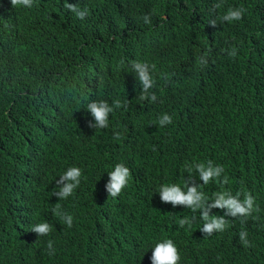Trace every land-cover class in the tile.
Instances as JSON below:
<instances>
[{"label":"trees","instance_id":"trees-1","mask_svg":"<svg viewBox=\"0 0 264 264\" xmlns=\"http://www.w3.org/2000/svg\"><path fill=\"white\" fill-rule=\"evenodd\" d=\"M259 5L260 0H35L31 11L55 10L61 24L51 59L37 66L30 42L14 36L1 39V52L22 69L13 80L46 86L33 102L43 118L56 123L66 116L59 88L72 60L88 67L77 94L92 93L93 101L109 106L119 100L104 132L78 120L76 133L81 149L112 144L115 157L106 173L117 163L130 167V182L137 184L135 201L146 214L139 234L143 240L108 251L104 264L143 263L153 244L165 237L179 248L178 264H264V9ZM229 9H241V18L224 21ZM9 12L0 0V16ZM136 62L150 66L153 84L147 91L135 79ZM142 92L156 95L155 100L143 101ZM11 101V95L0 91V137L14 130L21 116L9 109ZM164 114L171 122L160 125ZM40 123L37 119L35 128ZM42 136L29 131L24 140L32 143ZM24 151L31 153L27 143ZM207 162L223 171L205 188L192 165ZM63 173L32 188L27 199L32 207L58 201L53 194ZM170 183L184 191L189 183L198 185L205 205L216 193L226 192L241 202L248 195L253 210L232 217L225 215L227 209H212L210 215L224 218V232L205 236L199 230L204 223L200 208L193 212L160 204L155 192ZM104 185L105 178L73 195L99 199ZM181 218L188 221L183 227ZM149 234L151 239H144ZM43 240L40 236L30 245L5 241L0 255H26V264H43Z\"/></svg>","mask_w":264,"mask_h":264},{"label":"clouds","instance_id":"clouds-1","mask_svg":"<svg viewBox=\"0 0 264 264\" xmlns=\"http://www.w3.org/2000/svg\"><path fill=\"white\" fill-rule=\"evenodd\" d=\"M5 2L10 12L0 16V45L4 36L26 40L36 50L37 66L44 65L51 59L61 34L57 12L34 13L30 9L34 7L35 0ZM241 12V9H229L223 20H239ZM77 14L83 16L82 12ZM20 70L0 49V91L12 96L9 109L15 108L21 115L15 129L0 137V245L5 241L30 245L44 236L43 264H104L108 251L118 250L127 242L143 240L139 234L146 225V214L135 201L137 184L136 180L130 182V167L117 163L106 173L107 163L115 157L112 144L81 149L77 145L76 133L78 120L87 121L99 133L104 132L109 124V113L120 106L119 100H114L109 106L105 101H93L92 93L77 94L82 87L80 82L87 79L84 71L88 67L83 62L78 64L72 60L65 68L59 88L60 103L66 116L46 125L43 122L50 120L43 118L33 105L34 98L46 86L41 81H14ZM132 71L142 90L147 91L153 84L150 66L136 62L132 64ZM87 87L93 89L91 82ZM155 98L156 95L142 92L143 101ZM37 119L42 122L40 128H35ZM170 122L167 114L159 118L160 125ZM34 130L42 133V139L26 142L25 135ZM26 143L31 153L24 151ZM192 167L198 173L199 184L205 188L209 186L210 179L219 177L223 171L211 162ZM192 167L188 169L189 178ZM61 170L64 173L57 180L53 194L58 201L43 208L32 207L27 201L32 188ZM103 178L104 192L99 199L91 194L88 197L73 195L77 188L89 191L88 183L95 184ZM197 187L189 183L184 191L178 183H170L161 185L155 193L161 205L170 202L173 207L182 205L193 212L200 208L204 223L199 230L205 236L214 231L224 232V218L210 215L212 209H227L225 215L232 217L247 216L253 210L251 196L245 195L241 202L226 192L216 193L212 202L205 205L206 197L196 190ZM133 216H136L135 223L131 222ZM187 223L185 218L178 221L180 227ZM240 236L243 238L244 233ZM146 238H150V234ZM20 250L25 254V248L20 247ZM179 260V248L177 250L173 241L165 237L153 244L145 262L130 261L127 264H178ZM0 261L1 264H26L28 256L15 259L7 252L0 255Z\"/></svg>","mask_w":264,"mask_h":264},{"label":"rangeland","instance_id":"rangeland-1","mask_svg":"<svg viewBox=\"0 0 264 264\" xmlns=\"http://www.w3.org/2000/svg\"><path fill=\"white\" fill-rule=\"evenodd\" d=\"M259 8H264V0H260V5H259Z\"/></svg>","mask_w":264,"mask_h":264},{"label":"bare ground","instance_id":"bare-ground-1","mask_svg":"<svg viewBox=\"0 0 264 264\" xmlns=\"http://www.w3.org/2000/svg\"><path fill=\"white\" fill-rule=\"evenodd\" d=\"M5 15H6V14H5ZM1 30H2V31H4V29H3V28H2ZM47 62H48V61H45V63H47ZM104 68H105V67H104ZM94 76H95V74H94ZM66 100H68V101H69V98H67V97H66ZM74 101H75V100H74ZM51 123H52V121L48 122V124H47V125H49V124H51Z\"/></svg>","mask_w":264,"mask_h":264}]
</instances>
